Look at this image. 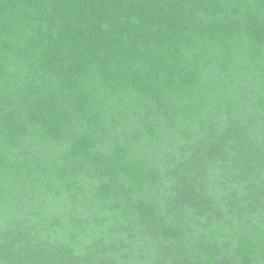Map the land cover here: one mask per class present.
<instances>
[{
	"label": "trees",
	"instance_id": "1",
	"mask_svg": "<svg viewBox=\"0 0 264 264\" xmlns=\"http://www.w3.org/2000/svg\"><path fill=\"white\" fill-rule=\"evenodd\" d=\"M0 264H264V0H0Z\"/></svg>",
	"mask_w": 264,
	"mask_h": 264
}]
</instances>
